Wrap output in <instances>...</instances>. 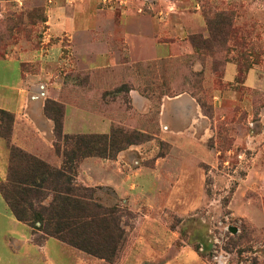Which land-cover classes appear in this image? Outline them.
Returning <instances> with one entry per match:
<instances>
[{"label":"rangeland","instance_id":"obj_1","mask_svg":"<svg viewBox=\"0 0 264 264\" xmlns=\"http://www.w3.org/2000/svg\"><path fill=\"white\" fill-rule=\"evenodd\" d=\"M170 3L174 11H164ZM169 4L0 0V108L16 112L21 71L44 72L32 100L63 104L64 123L76 111L65 133H94L89 119L100 116L111 129L145 134L115 159L139 185L95 186L100 202L127 212L118 260L54 237L39 244L1 199L0 264H264V0ZM123 35L147 40L145 59L118 41ZM90 38L119 48L116 65L81 51ZM54 140L38 147L49 163L59 157Z\"/></svg>","mask_w":264,"mask_h":264},{"label":"trees","instance_id":"obj_2","mask_svg":"<svg viewBox=\"0 0 264 264\" xmlns=\"http://www.w3.org/2000/svg\"><path fill=\"white\" fill-rule=\"evenodd\" d=\"M44 111L54 121L53 147L62 165L54 166L13 144L15 115L0 108V136L10 149L7 178L0 182V192L16 219L32 228L39 244L54 237L114 262L128 235L127 212L119 204H103L97 198V187L80 183V166L88 157L115 160L129 145L144 141L145 134L119 127L109 133H65L63 104L49 99Z\"/></svg>","mask_w":264,"mask_h":264},{"label":"crops","instance_id":"obj_3","mask_svg":"<svg viewBox=\"0 0 264 264\" xmlns=\"http://www.w3.org/2000/svg\"><path fill=\"white\" fill-rule=\"evenodd\" d=\"M163 1L169 4L170 0H163ZM164 11H169V12L174 11V5L170 3L169 5H167V8ZM135 12H136L135 9H133L132 7L125 9V11L123 12V20L125 19L124 21H127L129 23L128 19L132 18ZM134 18L135 17H133L132 19ZM74 21L75 20L73 19L71 24L68 22L70 26L74 27L75 25ZM91 23H93V21ZM131 25L132 24L129 23V25H127L126 28H128ZM179 27H182V25ZM124 38L119 36L118 41H124V45L128 46L127 49L130 48V50L133 51L137 59H142V58L145 59V55H146L145 44L147 40L139 38L140 40L135 42L131 40V38L128 37H126L125 39ZM137 42L140 43L138 44ZM120 43L122 44V42ZM120 43H116V44L118 45ZM85 44L91 45L92 49L90 51L84 50L83 47ZM132 44L133 45L137 44V46L136 45L132 46ZM139 45L140 47H138ZM80 47H81V51L83 53H87L91 57V60L94 62H103V61L107 63L113 62V65H116L118 57L121 55L119 48H111L109 42L107 41L102 42V40H94V38H90L89 40H83ZM154 56H157V54L155 53ZM97 68H99V66ZM47 76L48 75L43 72L40 75L27 74V76L23 78V71H21L20 74L21 84H20V88L18 89L19 99H17L18 107H16V112H14V114H16L15 129H14L15 142L19 146L27 150L28 152L34 153L35 155L41 158L42 156L38 152L39 150L38 147L39 145L43 144L42 142H47L49 144L51 143L50 138L51 135L54 133V124H53L54 121L50 118H47V116L45 115V111H44L45 104L39 101L32 100V97L34 96L31 95V93H35V94L38 93L37 86L39 82L43 81L44 78H46ZM106 83H108V81H106ZM111 121L112 120H108V119L104 120L100 116L91 117L89 119V122L90 124H92V126L98 127V129L94 131L96 133H109L112 125ZM68 122H70L72 125L74 124L77 125L76 111L71 112V116H69V118L67 116L65 123ZM134 124L137 126L140 125L138 118L135 119ZM101 125L104 127L102 128ZM19 142H24L27 148L23 147ZM0 152H1L0 171L3 172V177H0V182H1L7 178V171L9 164V153H8L9 150L7 146L4 144V142H1V140H0ZM123 153L126 152H121L119 154L120 155L119 157H122V155H124ZM50 163L53 164L54 166L59 167L62 165V158L59 156L56 163H52V162ZM120 166L124 167L123 168L124 171L127 170V166H122V165ZM86 170H91L93 172L90 174ZM123 170L119 167V163H117L115 160L102 159L99 157H88L81 163L78 180L80 182H83L87 186L95 187L98 185H105V186H111L117 189L118 191L123 188L125 189L126 187H128V185L130 188L132 187L136 188L139 184L138 185L134 183L131 184L132 178L128 176L126 172H123ZM1 199L3 201L4 197L0 192V201Z\"/></svg>","mask_w":264,"mask_h":264},{"label":"water","instance_id":"obj_4","mask_svg":"<svg viewBox=\"0 0 264 264\" xmlns=\"http://www.w3.org/2000/svg\"><path fill=\"white\" fill-rule=\"evenodd\" d=\"M231 230H232V232H234V233L237 232V228H235V227H232Z\"/></svg>","mask_w":264,"mask_h":264}]
</instances>
